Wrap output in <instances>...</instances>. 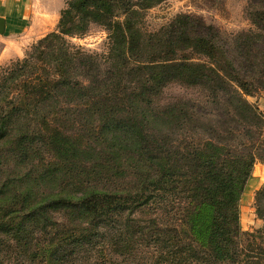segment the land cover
Returning <instances> with one entry per match:
<instances>
[{"label":"trees","instance_id":"obj_1","mask_svg":"<svg viewBox=\"0 0 264 264\" xmlns=\"http://www.w3.org/2000/svg\"><path fill=\"white\" fill-rule=\"evenodd\" d=\"M161 1L69 0L57 31L0 69V153L27 164L0 183V264H264V186L254 197L263 227L243 232L239 217L264 163V114L247 101L253 72L239 42L232 56L190 15L144 33L142 13ZM250 4L258 34L248 38L264 47V0ZM91 25L108 35L105 54L66 40ZM174 82L204 101L159 105ZM72 129L98 142L73 146ZM55 210L65 222L50 221Z\"/></svg>","mask_w":264,"mask_h":264},{"label":"rangeland","instance_id":"obj_2","mask_svg":"<svg viewBox=\"0 0 264 264\" xmlns=\"http://www.w3.org/2000/svg\"><path fill=\"white\" fill-rule=\"evenodd\" d=\"M68 1L0 0V18L5 21L4 33L0 35L1 71L9 67L11 63L23 59L38 40L49 33L57 31L61 11L65 9ZM250 6V0H162L142 13L139 26L144 33H155L166 27L176 15L186 14L198 18L206 25L217 29L225 42L231 45L229 54L232 56L234 41L239 42L237 46L242 51L236 53L238 60L241 62L244 60V64L248 67V73L253 72L251 80H254L258 89L253 96L247 97V101L255 105L259 112L264 114V51L261 50L264 47L254 48L249 40L251 36L258 34L249 16ZM257 6L263 8L260 5ZM107 37L104 28L91 25L84 36L67 37L66 40L74 50L78 49L90 54H105L108 47ZM244 39H246L245 43ZM196 58L205 60L201 56H196ZM194 99L204 101L199 89L174 82L163 89L158 104L163 106L179 100ZM71 134H75L76 138H80L73 146H80L81 149L83 146H87L88 142L91 145L98 142L95 137L81 138L82 133L80 130L72 129ZM89 138H92L93 141ZM0 156V183L4 179L5 181L16 180L18 176H22L27 171L26 162L15 164L7 155L0 153ZM51 156L52 152H50V156L46 155L42 160V164L54 160ZM54 158L59 163L64 162L59 157L56 159L54 156ZM38 160L40 158H36L35 162ZM80 163L82 162L80 161ZM83 165L86 166V163ZM256 167L263 169L264 163H257L253 172ZM36 169L34 168V170ZM262 172L260 175L263 176ZM125 180L121 179V181ZM262 186H264V180L260 176H253L252 173V177L248 181L239 202L240 226L243 232H254L263 227V222L258 219L254 206L255 194ZM36 190L38 194L35 195L40 199L46 197V195H41L42 192H46L43 185L37 186ZM67 214L69 213L61 210L49 211L48 218L50 221L60 224L66 221Z\"/></svg>","mask_w":264,"mask_h":264},{"label":"crops","instance_id":"obj_3","mask_svg":"<svg viewBox=\"0 0 264 264\" xmlns=\"http://www.w3.org/2000/svg\"><path fill=\"white\" fill-rule=\"evenodd\" d=\"M7 1V0H6ZM3 2V1H2ZM263 171V172H262ZM261 172L263 173V176L262 175H260L261 174ZM260 176V178L262 179V180H264V168L263 169H261V168H259V167H256L255 168V170H254V172H253V176Z\"/></svg>","mask_w":264,"mask_h":264},{"label":"water","instance_id":"obj_4","mask_svg":"<svg viewBox=\"0 0 264 264\" xmlns=\"http://www.w3.org/2000/svg\"><path fill=\"white\" fill-rule=\"evenodd\" d=\"M5 30V21L0 18V35L4 33Z\"/></svg>","mask_w":264,"mask_h":264}]
</instances>
